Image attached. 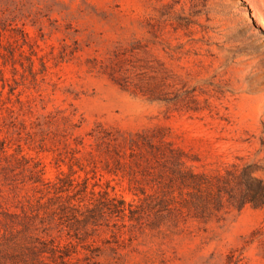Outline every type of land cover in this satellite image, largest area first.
<instances>
[{"label":"rangeland","instance_id":"374dc122","mask_svg":"<svg viewBox=\"0 0 264 264\" xmlns=\"http://www.w3.org/2000/svg\"><path fill=\"white\" fill-rule=\"evenodd\" d=\"M248 177L264 0H0V264H264Z\"/></svg>","mask_w":264,"mask_h":264},{"label":"trees","instance_id":"16d2710c","mask_svg":"<svg viewBox=\"0 0 264 264\" xmlns=\"http://www.w3.org/2000/svg\"><path fill=\"white\" fill-rule=\"evenodd\" d=\"M177 153H181V151H177ZM181 165V164H180ZM193 178L196 177V175L189 173ZM244 186V194H243V199L244 204L245 203H250L255 206H262L264 205V185L260 180H255L251 177H248L247 179H244L242 182ZM64 192V190H58L55 191V194H61ZM59 199H62L59 197ZM79 202H83L82 200ZM167 201L160 200L159 201V209L157 211H164L166 209H170L171 204L166 205L165 203ZM121 207L120 209H117L115 212L118 213L122 218L128 217L130 221L136 220L137 219V214L138 210L132 207V205H126L123 201H120ZM61 211L65 212L66 210H69L71 215L74 217L77 223H86V225H91V224H96V216L98 214L101 215V210L98 205L93 206V208H86L87 209V214L85 212H81L80 205H72L70 202L68 203L67 206L65 204H62L60 206ZM77 213L80 214L81 216H84L83 219H80L77 217ZM85 214V215H84Z\"/></svg>","mask_w":264,"mask_h":264}]
</instances>
